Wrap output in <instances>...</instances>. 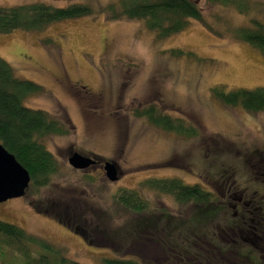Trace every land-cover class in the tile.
Here are the masks:
<instances>
[{"label":"rangeland","instance_id":"rangeland-1","mask_svg":"<svg viewBox=\"0 0 264 264\" xmlns=\"http://www.w3.org/2000/svg\"><path fill=\"white\" fill-rule=\"evenodd\" d=\"M192 1L204 23L189 21L182 32L158 40L143 21H108L103 11L116 0H0V7L82 4L95 13L42 32L0 36V58L15 77L43 89L42 95L26 99L24 107L48 113L68 131L43 140L57 163L48 186L28 188L24 197L0 204V222L64 248L78 264L116 258L183 264L172 262L170 255L193 256L195 245L204 242L229 250L226 256H238L241 264H260L257 251L241 241L227 249L217 234L238 227L244 202L260 205L264 214V112L224 106L212 89L264 88V56L231 37L232 29L253 28V22L264 26V0H237L244 11ZM150 107L183 120L196 136L164 132L136 116ZM73 153L113 163L119 180L110 183L102 167L73 170L68 165ZM148 179L199 185L217 205L197 209L177 204L169 196L140 189ZM118 190L138 192L148 211L135 215L120 210L112 199ZM50 203L75 210L72 223L86 222L87 239L100 247H89L52 211L44 215L34 209L42 211ZM97 218L104 227L95 223ZM93 224L94 230L88 228Z\"/></svg>","mask_w":264,"mask_h":264},{"label":"trees","instance_id":"trees-1","mask_svg":"<svg viewBox=\"0 0 264 264\" xmlns=\"http://www.w3.org/2000/svg\"><path fill=\"white\" fill-rule=\"evenodd\" d=\"M208 1L213 4L220 3L223 6L237 7L244 11L241 2L237 0ZM103 12L108 21L121 19L143 21L145 27L154 33L158 40L182 32L188 26L189 21L204 23L201 10L192 0H116L115 3L109 4ZM94 16V10L82 4H72L65 8H53L43 3L0 7V36L15 32H42L56 23ZM252 27L232 29L231 37L236 42L249 45L264 56V26L253 22ZM175 53L183 54L180 51ZM42 94L43 89L36 84L17 79L12 68L0 58V145L28 172L29 189L36 191L47 187L51 177L57 172L56 160L45 149L43 140L51 136L68 135L63 123L52 118L48 113L24 107L26 99ZM212 95L227 107L240 106L248 113L264 112V88L226 92L224 88L216 87L212 89ZM136 116L145 118L151 126L161 131L183 138L196 136V131L183 120L172 119L152 107L137 113ZM140 189L169 196L177 204H191L197 209L212 208L217 205L211 193L204 191L199 185H185L178 179H148L140 183ZM112 199L120 210L129 214H144L149 208L136 191L118 190ZM34 209L44 215L52 211L54 214L51 216L54 219L83 239L89 247H100L98 243L87 239L86 222L78 226L72 223L75 218L71 215L75 210L70 207L50 203L42 211L36 207ZM88 220L93 222L92 217ZM103 222L102 218H97L95 223L104 227ZM92 226L88 228H96L94 224ZM223 233L217 234V237L221 245L227 249L239 241L241 244L251 246L250 238L239 231L235 232L228 228ZM204 243L210 251L205 249V245L198 243L194 248L196 254L193 256L171 254V261L183 264H241L238 256L237 258L226 256L229 250L221 251L217 245ZM254 246L259 249L264 248V244L256 243ZM0 264L78 263L67 257V251L64 248L53 246L16 226L0 222ZM101 264L139 263L116 258L103 259Z\"/></svg>","mask_w":264,"mask_h":264},{"label":"water","instance_id":"water-1","mask_svg":"<svg viewBox=\"0 0 264 264\" xmlns=\"http://www.w3.org/2000/svg\"><path fill=\"white\" fill-rule=\"evenodd\" d=\"M94 164V159L78 153H73L68 158V165L76 171H86ZM102 169L110 183L119 180L118 169L113 163L104 162ZM29 184L28 172L0 145V204L24 197Z\"/></svg>","mask_w":264,"mask_h":264},{"label":"flooded vegetation","instance_id":"flooded-vegetation-1","mask_svg":"<svg viewBox=\"0 0 264 264\" xmlns=\"http://www.w3.org/2000/svg\"><path fill=\"white\" fill-rule=\"evenodd\" d=\"M87 157V156H86ZM94 159L95 164L90 166L87 170L95 169L97 167H103V163L95 158V157H89ZM264 161L263 159L261 160ZM264 177V172L260 173V178ZM241 201L243 202V197L241 196ZM7 202V201H6ZM243 205V212L242 215L237 217L239 219L238 227H230L229 229H232L233 231L237 232L239 231L244 236L250 238L251 246L248 245L251 249L258 252L259 258H260V264H264V248L260 247V249L254 245L264 244V214L263 209L260 207V205L251 204L250 202H244ZM239 223L241 226H239ZM228 229V228H227ZM243 236V237H244ZM253 239H252V238ZM242 238V237H241ZM263 239V240H262ZM253 244V245H252ZM257 249V250H255ZM236 253V251H234ZM227 253V252H226ZM240 257V256H239ZM243 260H248L245 257H241ZM249 262V260H248ZM243 264V261H242Z\"/></svg>","mask_w":264,"mask_h":264}]
</instances>
